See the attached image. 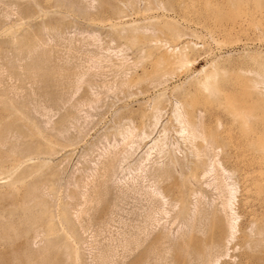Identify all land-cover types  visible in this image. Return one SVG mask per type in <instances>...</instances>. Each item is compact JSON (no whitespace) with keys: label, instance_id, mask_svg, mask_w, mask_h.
<instances>
[{"label":"rangeland","instance_id":"obj_1","mask_svg":"<svg viewBox=\"0 0 264 264\" xmlns=\"http://www.w3.org/2000/svg\"><path fill=\"white\" fill-rule=\"evenodd\" d=\"M175 50L182 52L181 61H176L174 56L179 52ZM161 55L170 56L171 61L176 62L164 67L165 61L163 64L158 61ZM0 56V107L10 104L19 127L23 131L26 127L25 139L44 147L43 153L25 162L38 164L37 172L20 180L10 196L5 195L9 182L27 165L13 167L15 156L11 154L7 167L0 166V204L15 202L18 204L14 208L15 216L20 218L22 213L21 219H24L33 214L40 217L41 225L44 222V232L32 243L34 249L38 243L48 241L54 229L61 227L59 232H66L64 225L57 226L58 220L52 216L62 208L73 227L71 233L67 232L69 257L65 258V264H119L121 261L120 264H138L145 257L147 243L156 234L166 235L163 246L167 245L169 237L176 236L178 221L172 222L173 211L167 202L157 206L147 195L152 173L166 160L167 153L150 151L149 159L145 160L147 147L161 134L164 125V148L170 149L174 142L178 143L181 155L177 154L183 157L185 169L189 166L192 154L173 129L175 103H182L186 111H202L205 118L214 114L221 117L229 130L228 144L241 154L233 164L240 168L246 163L252 180L247 191L242 190L243 185L239 183L236 193L239 205L242 207L243 202L248 201L257 217L262 218L264 0H81V3L79 0H0ZM127 62L132 63L128 66ZM204 80L209 82L206 89ZM254 80L258 83L254 84ZM155 104L159 106V115L153 122L149 109ZM240 104L252 108V116L242 123L239 116L225 113ZM139 112H147L142 123H137ZM152 123H156L155 127ZM133 125L136 131L133 129L132 137V133L129 136L126 131ZM10 136L9 144H19L21 139L12 136L13 140ZM3 146L0 150L5 151L7 146ZM174 164L172 168L178 169V164ZM239 172L236 170V175ZM7 175L10 176L4 178ZM34 180L43 184L40 200L45 204L42 208H34L31 201L23 198V191ZM238 220L244 221V217L241 215ZM132 233H138L140 245L137 250L126 251L123 241L133 236ZM226 260L228 257L223 261ZM14 261L11 264L24 263L22 256ZM158 261L150 263L161 264L164 260Z\"/></svg>","mask_w":264,"mask_h":264},{"label":"bare ground","instance_id":"obj_2","mask_svg":"<svg viewBox=\"0 0 264 264\" xmlns=\"http://www.w3.org/2000/svg\"><path fill=\"white\" fill-rule=\"evenodd\" d=\"M79 1L81 3V0H79ZM83 4H81V5H83ZM16 11H18V10H16ZM120 18H122V17H120ZM157 30H158V28H157ZM170 42H172V41H170ZM175 51L179 52L180 50H175ZM182 51H183V49H182ZM167 52H168V50H167ZM165 54H163V55H165ZM5 55H7V54H5ZM163 55L158 57L159 58L158 61H160L161 64L164 63V62L162 63V61H165L164 67L166 66L165 64H167V63L171 64V62H173V61H171L172 58L171 59L169 58L171 56V54H170L169 57H164ZM166 55H168V54H166ZM182 56H183L182 52H179V54H177L174 57L176 58V61L177 60L181 61L182 58H183ZM124 57H126V56H124ZM173 60H175V59L173 58ZM139 61H140V59H139ZM176 61H174L173 63H175ZM130 63H132V62H129V64ZM126 64H128V62ZM129 64H128V66H129ZM132 65L134 67V64H132ZM138 66H139V64H138ZM1 69H2V67H1ZM67 69H66V71H67ZM127 70H128V68H127ZM165 71H167V70H165ZM255 71H256V69H255ZM46 73H47V71H46ZM85 73H84V75H85ZM74 74L75 73L73 72V75ZM2 75H3V73H2ZM73 75L72 76L70 75V76L73 77ZM154 75H155V73H154ZM82 76L79 77V78L82 79ZM256 77H257V75H256ZM53 78H54V76H53ZM213 78H215V77H213ZM15 79H17V78H15ZM206 79H208V78H206ZM209 80H210V78H209ZM256 80H259V79L257 78ZM256 80H254L255 82L253 81L254 84L257 82ZM204 81L206 82L207 80H204ZM212 81H214V80H212ZM260 81H262V80H260ZM72 82L74 83V81H72ZM124 83L125 82H123V84ZM207 83L209 84V82H206V85L203 84L204 87L207 86ZM214 83H215V81H214ZM121 86H123V85H121ZM210 86H208L207 88H209ZM217 87L218 86H216V88ZM251 87H253V86H251ZM63 88H64V86H63ZM66 88H67V85H66ZM205 89H206V87H205ZM209 90H211V87L209 88ZM261 90H263V89H261ZM257 91H259V89ZM219 92H221V91H219ZM259 93H260V91H259ZM215 94H216V92H215ZM217 94H219V93H217ZM261 94H260V96H261ZM48 95H49V93H48ZM91 95H93V94H91ZM207 96H208V93H207ZM209 96H210V94H209ZM211 96H212V92H211ZM88 97H87V100H88ZM183 97H185V96H183ZM81 98H82V96H81ZM89 99H92V98H89ZM78 100H80V99L78 98ZM83 100H86V98L85 99L83 98ZM253 100H254V98H253ZM78 102H80V101H78ZM255 102L258 104V101H255ZM77 104L75 106H77ZM94 104H96V103H94ZM94 104H91V105H94ZM241 104H240V107L238 106V107H236L234 109L232 108L233 110L226 111L225 113L228 116H231V117L239 116L241 118L240 121L242 123V122H245V121H242V120H246V119H248L249 116L251 117L252 115L250 114V108L251 107L250 106L249 107L246 106L247 107L246 108V107L241 106ZM259 104H260V102H259ZM87 105H89V104H87ZM91 105H90V107H91ZM173 105H174L173 110H172V115H173V120H174L173 129H174V132L177 133L178 136L181 138V140L183 141V144L186 145V147L190 150V152L192 154V158L190 159L189 166L185 169L183 161H182L183 157L180 158L178 156V154H177V152H179V154H180V150H179V148L177 146L178 143L176 144L174 142L171 145L170 149H165L164 148L165 145H166L165 141H164L166 128L164 127V125L161 128V130H160L161 134H159L156 138H154L153 141L149 144V147H147L148 149H147V152H145L146 153L145 160L147 159L148 156H150L149 155L150 151H155L157 153H162L164 155L167 153L166 160L164 159L165 161L161 163V166L158 165V168L154 169L155 171L152 173V176H151L152 180L150 179L151 183L149 184V190L147 192V195L152 200V202H155L157 204V206L161 205L163 202H167L169 208L173 211V214H172V219L173 220H172V222L174 220L178 221L177 234H176V236L173 239L172 238L169 239L170 238L169 237L168 240H166L167 241V245L166 246H163L164 243H165V239H167L166 235L165 234H161V233L156 234L152 238V240L149 243H147L146 250H145L146 254L144 253L145 257L143 256L144 258L140 259L138 264H152V263H150V262H152V260H154V262H155V260L157 261L158 259L160 261H161V259L164 260L163 263H161V264H223L225 262L227 264H264V227H263L264 226V203L261 206V210L263 212L262 218L257 217V214H256L257 212L254 209L251 208L252 206H251V204L248 201L243 202V206L242 207H241V205H239L241 202L239 203V199L236 196V193H237L238 187H239V183H241L243 185V189L242 188L241 189L244 190V191H247L248 190V184L252 180L249 177L250 173L248 174V166H247L246 163L243 165V167L241 166L240 168L238 166L234 165L235 162L237 161L238 156L240 157L241 154L239 155V153L234 148H232L231 145L228 144V140H229L228 139V131H229L228 127L224 126V124L222 122V119H221V117L218 114L210 115L209 117L205 118L204 115H203L204 113L203 114L201 113L202 111H198V110L197 111L196 110H194V111H190V110L186 111V110H184V108L182 106V103H175ZM179 105H181V107ZM244 105H245V102H244ZM95 106H97V105H95ZM80 107H81V105H80ZM261 108H262V105H261ZM11 111H13V109H12V106L10 104H7V105H5L2 108L0 107V147H1V145L2 146L3 145L7 146L5 151L0 150V166H2V167H5V166L7 167V165H6L7 164V160L12 158V157L9 158L8 157L9 155L10 156H12V155L15 156L14 159H13V161H14L13 167L14 166L17 167V165H20L22 163L24 164L25 162H28L31 158H33L34 156H36V155H38L40 153H43V151H44L43 150L44 147L40 146V144L38 146V145H36L37 143L35 144L34 142L25 139V138H27L26 136L28 135V134L26 135V133H25L26 127H23L24 131L19 127V125L17 124L18 123L17 119H15L14 114ZM144 111H145V109H144ZM149 111H152L150 113L151 117L154 120L153 122H156L158 120V115H159V106L155 104V105L152 106V110L149 109ZM147 112H144V113L139 112V113H141V115H140V118L138 119L137 123H142L143 122V120H142L143 117H145V119H146V114L145 113H147ZM61 114H63V112ZM70 116H72V115H70ZM149 116H148L147 119H149ZM70 119H72V118H70ZM134 119H135V117H134ZM235 119H234V122H235ZM61 120H63V118ZM126 120H127V118H126ZM237 120H238V118H237ZM63 121H61V122L63 123ZM124 121H125V119H124ZM150 121H152V120H150ZM61 122H58V123H61ZM231 122H233V120ZM231 122H229V123H231ZM19 123H20V121H19ZM137 123H136V125H137ZM130 124H131V122H130ZM145 124H147V123H145ZM153 124L154 123H152L151 125H153ZM155 124H154V127H155ZM128 125H127V127H128ZM240 125H242V124H240ZM59 126H60V124H59ZM134 128H136L135 125H133L132 127L127 128L128 130L126 132H127V134L129 136L131 135V133H132V137L134 136L133 135V129ZM58 130L59 129H57V131ZM134 131H136V130L134 129ZM143 131H142V133H143ZM151 131H152V129H151ZM26 132H29V131H26ZM124 132H125V130H124ZM128 135H127V137H129ZM9 136L10 137L15 136L16 140L21 139L19 144H17L16 141H15L16 143L12 142V143L9 144L8 143L10 141L9 140ZM31 136H33V135L31 134ZM134 138H136V137H134ZM141 138H143V137H141ZM145 138H147V136ZM11 139H13V137ZM132 140H133V138H132ZM122 143H123V141H122ZM114 144H115V142H114ZM123 144H126V142L124 141ZM123 144H121V145H123ZM133 144H132V146H133ZM4 146H3V148H4ZM240 146L242 147L244 145H240ZM129 147H131V144H129ZM159 155L161 156V154H159ZM159 155H157V156H159ZM126 156H127V154H126ZM154 159H156V158H154ZM106 162H107V160H106ZM233 162H234V164H233ZM111 163L109 165H111ZM174 163L178 164V169H176V168L173 169L172 168V165ZM13 167H11L9 169L7 168L8 171L11 170ZM24 167L25 168L21 172H19L18 174L16 173L17 175L15 177L13 176V181L9 182V184L7 186V190H5L6 191L5 195L8 194L10 196L11 194H13V192L15 191V189L17 187L16 184L20 180H23V178H25L26 176L31 175L33 173H36L38 168H39V165L38 164H32V163L31 164L30 163L29 164L25 163ZM236 170H238V171L240 170L239 174L237 173L238 175H236V173H235ZM4 171H5V169H4ZM112 171H113V169H112ZM103 175H104V172H103ZM8 176H10V175L4 176V178H6ZM109 176H108V179H109ZM102 180L103 179H101V181ZM96 181H98V180H96ZM104 182H102V184H104ZM102 184L101 185L99 184V185L102 186ZM241 184H240V186H242ZM22 185L23 184H21V186ZM42 186H43V184L41 182H38V181L34 180V182L31 183V185L28 186V189L26 188V190L23 191V198H27V201H31V203L33 204L34 208H36V207L37 208H42L44 206V204H45V202L43 200H40V198H41L40 196L42 194V191H41ZM22 189H21V191H22ZM92 189H91V191H93ZM92 193L93 192H91V194ZM0 194H1V192H0ZM98 194H99V191H98ZM3 195H4V193H3ZM3 195H1L2 198H4V196H5V195L4 196ZM103 196L105 198V195H103ZM81 198H83V197H81ZM91 199H93V198H89V200H91ZM16 205H18V204H16L15 202H7V203L0 204V216H2L4 218L3 220H0V242L4 243L3 246L0 245V264H11L12 261H14V259L15 260L18 259L19 256H22V260L24 262V263H22V261H21L20 264H65V261H66L65 258L69 257V252H68L69 245H68V242H67V237L69 235L67 236V232H70L72 230V228H73V227L71 228V226H70V222L71 221H69L68 214L66 215V210L64 208H62V209L59 210V212H57L56 214L52 215L55 219L58 220L56 225L57 226L59 224H61L62 226L64 225L63 227H64V229H66V232L65 231H64V233L59 232V229L61 230V227L59 229H54L55 231L50 233V235H48V237H47L48 241H42L41 240L42 241V245H41V243H40V245L38 243V245L36 244L37 248L34 249L32 247V245H33L32 243L42 233V231L44 232V230H42V228H43L42 226H44V222H42L43 225H41L40 221L38 220V218H40V217L36 218L35 216H33V214H30L27 217L24 216V219H21V214L22 213L20 214V218H19V216H15L14 215V212H15L14 208H15ZM155 208L158 209V207H155ZM29 209H30V207H29ZM148 210L151 211L150 209H148ZM84 211H85V209H84ZM153 213H155V212H153ZM149 215H150V213H149ZM153 215H155V214H153ZM241 215L244 217V221L240 220L241 221L240 222L238 219H239V217ZM75 216L77 217V215H75ZM42 217H43V215H42ZM78 217H80V216H78ZM146 217H145V219H146ZM49 218H50V216H49ZM87 218H88V216H87ZM93 219L94 218H92V220ZM147 219L149 220V218H147ZM45 220H46V217H45L44 221ZM19 223L22 225L21 227L20 226L19 227L15 226L16 224H19ZM105 223H107V222L105 221ZM145 223H147V222H145ZM145 223H143V224H145ZM98 225H99V223H98ZM49 229H50V227H49ZM137 234L138 233H135L133 235V233H132L133 236H131L130 238L127 235L128 238L125 239V241H123L124 242V248H125L126 251H129V250L131 251L134 248H136V250H137L138 246L140 245V240H138L139 236H137ZM120 235H121V233H120ZM42 239H44V238H42ZM117 241L119 242V240H117ZM142 241H144V239ZM142 248H144V246H142ZM140 250H139V252H140ZM107 251L109 252V250H107ZM101 256L103 257V255H101ZM109 257H111V256L109 255ZM225 257H228V261L226 260L224 262L223 260H225ZM235 258H237V259L235 260ZM103 259L104 258H102V260ZM110 259H109V261H110ZM124 259H126V258H124ZM98 260H99V258H98ZM160 261H158V262H160ZM109 263L111 264L112 262H109Z\"/></svg>","mask_w":264,"mask_h":264}]
</instances>
